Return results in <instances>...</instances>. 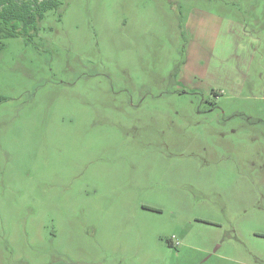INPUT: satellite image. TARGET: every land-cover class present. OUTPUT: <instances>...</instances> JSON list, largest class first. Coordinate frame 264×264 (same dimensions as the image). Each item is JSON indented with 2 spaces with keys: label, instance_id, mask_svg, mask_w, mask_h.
I'll list each match as a JSON object with an SVG mask.
<instances>
[{
  "label": "rangeland",
  "instance_id": "obj_1",
  "mask_svg": "<svg viewBox=\"0 0 264 264\" xmlns=\"http://www.w3.org/2000/svg\"><path fill=\"white\" fill-rule=\"evenodd\" d=\"M0 96V264H264V0H62Z\"/></svg>",
  "mask_w": 264,
  "mask_h": 264
},
{
  "label": "trees",
  "instance_id": "obj_2",
  "mask_svg": "<svg viewBox=\"0 0 264 264\" xmlns=\"http://www.w3.org/2000/svg\"><path fill=\"white\" fill-rule=\"evenodd\" d=\"M62 0H0V52L4 39L23 36L31 39L46 13L58 9ZM0 99L2 96H0Z\"/></svg>",
  "mask_w": 264,
  "mask_h": 264
}]
</instances>
